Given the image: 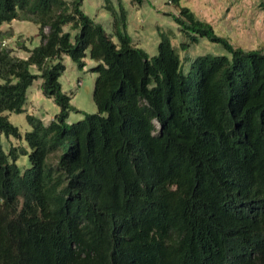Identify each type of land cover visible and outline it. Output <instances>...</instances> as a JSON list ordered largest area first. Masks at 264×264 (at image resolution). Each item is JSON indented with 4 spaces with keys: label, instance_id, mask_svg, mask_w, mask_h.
Masks as SVG:
<instances>
[{
    "label": "trees",
    "instance_id": "16d2710c",
    "mask_svg": "<svg viewBox=\"0 0 264 264\" xmlns=\"http://www.w3.org/2000/svg\"><path fill=\"white\" fill-rule=\"evenodd\" d=\"M82 5L0 0V26L31 21L40 38L20 56L0 31V264H264V49L234 47L181 7V31L229 52L183 73L168 35L149 56ZM65 57L97 62L96 112L72 123ZM36 79L59 111L27 114L22 134L5 112L24 111Z\"/></svg>",
    "mask_w": 264,
    "mask_h": 264
},
{
    "label": "rangeland",
    "instance_id": "374dc122",
    "mask_svg": "<svg viewBox=\"0 0 264 264\" xmlns=\"http://www.w3.org/2000/svg\"><path fill=\"white\" fill-rule=\"evenodd\" d=\"M181 7L189 8L196 18L209 22L215 34L227 39L234 47L243 50L264 49V0H178L177 3L170 0H142L139 4L130 0H83L82 5L83 12L100 23L113 40L117 39L116 22L117 28L126 32L132 42L149 56L157 54L159 33L168 35L179 55L183 73L188 71L191 60L198 55L210 53L229 56L228 50L221 43L195 32L189 31L186 34L179 29L180 24L175 17L180 16ZM0 31L2 45L12 48L20 56L26 54L19 48L22 44L33 48L40 41L38 26L31 21L14 19L1 25ZM191 34L196 35L197 40L191 39ZM84 61L85 65L79 67L69 57H65V69L59 78L62 90L71 97L73 108L69 111L68 123L96 112L92 91L97 76L93 68L97 62L89 57ZM40 84L41 81L36 79L28 88L24 111L5 112L22 134L30 129L27 114L47 123L59 111L53 98L41 92ZM10 140L19 143L13 138ZM24 144L22 141L19 145ZM2 145L7 149L8 141L4 136ZM54 155L50 156L51 163L54 162ZM16 163L20 169L28 167V155L19 153Z\"/></svg>",
    "mask_w": 264,
    "mask_h": 264
}]
</instances>
